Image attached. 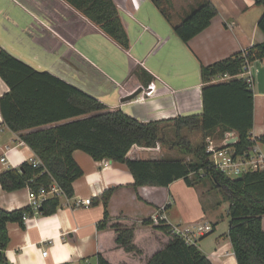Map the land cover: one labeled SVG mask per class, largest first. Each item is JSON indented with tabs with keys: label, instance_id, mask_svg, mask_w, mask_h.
I'll list each match as a JSON object with an SVG mask.
<instances>
[{
	"label": "crops",
	"instance_id": "0c3cea01",
	"mask_svg": "<svg viewBox=\"0 0 264 264\" xmlns=\"http://www.w3.org/2000/svg\"><path fill=\"white\" fill-rule=\"evenodd\" d=\"M179 1L178 6L173 2L176 21L203 0ZM211 1L218 13L207 28L184 42L153 1L114 0L130 38V47L125 48L67 0H1L0 46L36 69L49 71L98 98L110 109L121 108L142 122L201 114V65L264 41L258 26L263 5L254 0ZM222 77L217 80L230 78ZM238 77L254 79L252 134L260 137L264 135V58L255 60ZM151 83L155 91L148 94ZM140 87L143 91L135 98L123 100ZM9 90L0 75V98ZM174 150L162 143L159 147L136 145L128 157L160 159ZM5 153L7 163L1 160ZM73 155L84 171L74 181V195H61V205L53 214L33 210L25 226L7 224L10 242L6 254L11 264H97L99 255L111 264H148L172 239L150 221L163 206L168 207L163 215L171 226L212 224L213 231L200 237L197 246L213 264H238L227 236L229 225L219 230V221L207 216L211 203L210 207L204 205L201 217L192 216L190 210L170 215L168 210L176 202L172 183L135 189V177L126 164L96 160L81 149ZM37 158L19 132L5 123L0 109V173ZM111 188L115 190L106 221L102 195ZM209 191H201L203 201L213 199ZM88 198L90 204L81 203ZM0 205L10 211L31 207L29 188L8 191L0 182ZM117 223L134 229L133 244L139 251H129L117 242Z\"/></svg>",
	"mask_w": 264,
	"mask_h": 264
},
{
	"label": "trees",
	"instance_id": "16d2710c",
	"mask_svg": "<svg viewBox=\"0 0 264 264\" xmlns=\"http://www.w3.org/2000/svg\"><path fill=\"white\" fill-rule=\"evenodd\" d=\"M103 31L125 48L130 38L114 0H67ZM173 25L174 32L188 42L207 28L218 10L211 0H203L175 20L171 0H151ZM264 6V0H254ZM264 32V13L259 22ZM264 58V41L227 58L201 65L203 81V112L175 118L142 122L121 108L110 109L98 98L75 85L32 65L0 48V75L10 90L0 98L5 123L37 154L39 164L24 162L20 168H8L0 173L3 189L13 191L26 186L38 190L56 183L63 195H74V181L84 174L74 158V151L84 150L96 160H111L126 164L135 177V189L141 186L168 187L178 179L189 186L212 181V188L220 190L229 201V230L227 236L238 264H264V169L232 177L214 167L205 150L208 135L221 137L228 130L238 133L234 144L237 153H245L255 143L264 144V135L253 137L255 121V92L248 78L238 75L255 60ZM228 79L217 80L220 76ZM253 79V78H252ZM254 81V79H253ZM173 124L177 129L181 150L194 153L196 160L183 157L140 159L128 157L138 146L154 147L165 144L162 127ZM199 127L202 144L192 148L189 140L180 137L184 128ZM115 188L104 192L105 220L110 217L109 200ZM61 205L60 196L46 198L38 212L50 215ZM168 207L166 206V209ZM28 206L6 210L0 205V264H11L6 250L10 242L9 222L25 226L26 216L33 215ZM153 222L152 218L150 220ZM150 221H146L147 223ZM117 242L129 251H139L133 244L134 229L114 225ZM157 227L171 232V225L163 219ZM166 247L155 253L148 264H213L197 244L187 243L177 235ZM90 264V263H83ZM97 264H111L99 255Z\"/></svg>",
	"mask_w": 264,
	"mask_h": 264
},
{
	"label": "built area",
	"instance_id": "2783aa9c",
	"mask_svg": "<svg viewBox=\"0 0 264 264\" xmlns=\"http://www.w3.org/2000/svg\"><path fill=\"white\" fill-rule=\"evenodd\" d=\"M134 3L137 4L136 1H134ZM227 77L228 76L226 75L222 78L224 79ZM248 82L251 85H254L252 78H248ZM154 91L155 84L151 83L147 93L152 94ZM238 138V133L234 130L226 131L221 137H216L214 135L206 136L205 150L211 164L221 172L232 177L240 176L249 171L264 169V148H262L259 143H255L248 151L239 154L234 146L238 141ZM1 160L5 163L8 162L6 153L1 157ZM39 163L38 159L33 161L35 166ZM27 187L29 188L31 208L36 212L49 195H63L62 189L56 183L51 184L49 188L42 186L38 190L33 189L31 186ZM81 203L90 204L91 198H88ZM165 210L166 206H163L159 212L152 217V220L155 223H159L161 220L165 219L163 215ZM27 217L28 215L26 218ZM212 231L213 225L210 223L193 222L184 226H172L170 234L183 238L187 243L197 244L200 237L209 234ZM44 254H48V251L45 250Z\"/></svg>",
	"mask_w": 264,
	"mask_h": 264
},
{
	"label": "rangeland",
	"instance_id": "374dc122",
	"mask_svg": "<svg viewBox=\"0 0 264 264\" xmlns=\"http://www.w3.org/2000/svg\"><path fill=\"white\" fill-rule=\"evenodd\" d=\"M171 2L172 4L174 2V5L176 6H178L180 3L179 0H171ZM161 134L163 136L164 141L166 142L164 145H166V147L170 146L171 148H175L174 152L166 155L167 157H183L186 160H196V156L194 153H187L181 150V147H179L178 141L180 140V138L177 135V129L173 124L169 123L164 125L162 127ZM180 137L189 140L192 144V148H197L202 144L203 137L201 129L199 127H184L180 131ZM160 144L161 143H158L154 147H159ZM212 186V181L209 178L206 179L204 182L193 186H189L186 181L182 178L174 181L170 188L171 193L175 198L176 202L174 204V207L171 208V210H168L170 212V215L177 216V213L179 212L185 213L188 212L187 210H190L192 216L201 217L205 213L204 211H202L204 205L207 206L209 205V203H211V208L207 212L208 218L219 221L218 223H216L218 225L219 230H222L224 228L226 229L230 222V216L228 211L229 201L225 198L224 194L220 190L213 189ZM204 189H210L211 192L209 191V193L213 194V199L212 197H210L212 199L211 202V199H206L205 201H203L200 193ZM210 205L208 207H210Z\"/></svg>",
	"mask_w": 264,
	"mask_h": 264
},
{
	"label": "water",
	"instance_id": "95a60500",
	"mask_svg": "<svg viewBox=\"0 0 264 264\" xmlns=\"http://www.w3.org/2000/svg\"><path fill=\"white\" fill-rule=\"evenodd\" d=\"M143 91V87L138 88L135 92L127 95L126 97L123 98V100H130L135 98L138 94H140ZM232 143V142H231Z\"/></svg>",
	"mask_w": 264,
	"mask_h": 264
}]
</instances>
